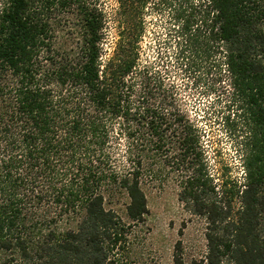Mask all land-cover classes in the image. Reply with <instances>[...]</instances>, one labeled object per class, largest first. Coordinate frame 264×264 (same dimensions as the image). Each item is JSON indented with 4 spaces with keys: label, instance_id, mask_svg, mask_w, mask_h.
I'll use <instances>...</instances> for the list:
<instances>
[{
    "label": "trees",
    "instance_id": "obj_1",
    "mask_svg": "<svg viewBox=\"0 0 264 264\" xmlns=\"http://www.w3.org/2000/svg\"><path fill=\"white\" fill-rule=\"evenodd\" d=\"M116 2L109 52L102 0H0V264H127L144 179L166 167L207 222L198 264H264V0ZM150 7L178 60L211 59L228 83L243 183L216 190L197 123L141 62ZM172 260L187 264L179 243Z\"/></svg>",
    "mask_w": 264,
    "mask_h": 264
},
{
    "label": "rangeland",
    "instance_id": "obj_2",
    "mask_svg": "<svg viewBox=\"0 0 264 264\" xmlns=\"http://www.w3.org/2000/svg\"><path fill=\"white\" fill-rule=\"evenodd\" d=\"M108 14L106 45L110 52L117 40L115 28L118 4L102 0ZM145 12V26L139 41L143 64H157L167 87H175L183 107L197 123L201 133L206 169L217 184L237 180L243 183V168L238 143L243 135L242 121L229 105L230 89L224 78L211 66V59L194 57L177 59L175 33L166 14ZM213 61V60H212ZM220 78L223 82H219ZM234 113V114H233ZM148 214L143 225L131 230L127 264H173L174 246L179 243L187 264L205 259L207 222L180 200V179L170 168L154 169L144 179ZM220 193V192H219ZM120 201L113 206L120 218L125 211Z\"/></svg>",
    "mask_w": 264,
    "mask_h": 264
}]
</instances>
